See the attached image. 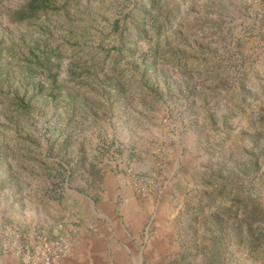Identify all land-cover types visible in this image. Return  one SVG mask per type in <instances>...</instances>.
<instances>
[{
	"label": "rangeland",
	"instance_id": "374dc122",
	"mask_svg": "<svg viewBox=\"0 0 264 264\" xmlns=\"http://www.w3.org/2000/svg\"><path fill=\"white\" fill-rule=\"evenodd\" d=\"M25 1L0 0V233L55 241L28 225L78 193L98 259L264 264V0Z\"/></svg>",
	"mask_w": 264,
	"mask_h": 264
},
{
	"label": "crops",
	"instance_id": "0c3cea01",
	"mask_svg": "<svg viewBox=\"0 0 264 264\" xmlns=\"http://www.w3.org/2000/svg\"><path fill=\"white\" fill-rule=\"evenodd\" d=\"M72 203H58L57 207L59 209H52L48 207H41L39 206V217L38 220L35 218L30 223V226L32 229L29 232H34L35 227H41L42 229H47L49 234V239L54 240H64L68 241L69 239L71 242H73V247L70 250V254L68 256V259L59 261L57 264H113L112 260L117 263L116 260V254H120L119 258L124 257L122 264H130L131 262L126 260V258H129L128 247L122 243L119 242L124 249H120L119 252L115 249V246L109 245L108 249L105 251H108L111 247L110 253L107 252L104 253L106 257L98 259L97 255H95L92 251L93 246V239L99 235V232L96 234L93 233V231L89 230L87 233H83L87 231V227H90L92 224L88 222L87 218H96V217H104L99 213L100 209L96 206L95 202L89 198L88 201H83V198L78 193H75L71 197ZM66 206V207H65ZM65 207V208H63ZM33 212L35 211L32 209ZM106 217V216H105ZM103 219V218H102ZM31 220V218H29ZM28 220V221H29ZM57 222V224H54V222ZM105 229L109 234H113V239H115L118 235V232L112 225L111 218L106 217L105 218ZM41 224V225H40ZM53 229V230H50ZM6 234L11 235L12 243L10 244V249L6 252L0 251V264H27L24 261H22L19 256L16 254L15 247L17 246V243L19 244V232L16 230H12L10 228H6V231L2 233V236ZM7 235V236H9ZM147 235H145V238ZM174 245H168L165 244L163 247V250L165 248H175L174 246L179 248V242L176 241L173 242ZM147 250V246L140 245V248L138 249L139 255L138 257H142L145 251ZM131 253V252H130ZM99 255H102L100 253ZM200 259L198 258L197 261ZM196 261V262H197Z\"/></svg>",
	"mask_w": 264,
	"mask_h": 264
},
{
	"label": "built area",
	"instance_id": "2783aa9c",
	"mask_svg": "<svg viewBox=\"0 0 264 264\" xmlns=\"http://www.w3.org/2000/svg\"><path fill=\"white\" fill-rule=\"evenodd\" d=\"M3 237L0 233V251L6 252L10 249V243ZM14 249L19 258L27 264H54L69 254V245L64 240L44 241L37 247L17 243Z\"/></svg>",
	"mask_w": 264,
	"mask_h": 264
},
{
	"label": "trees",
	"instance_id": "16d2710c",
	"mask_svg": "<svg viewBox=\"0 0 264 264\" xmlns=\"http://www.w3.org/2000/svg\"><path fill=\"white\" fill-rule=\"evenodd\" d=\"M47 2V0H26L24 5L17 10L16 17L24 19L45 12L48 7Z\"/></svg>",
	"mask_w": 264,
	"mask_h": 264
}]
</instances>
